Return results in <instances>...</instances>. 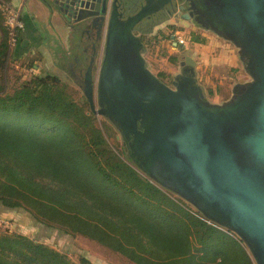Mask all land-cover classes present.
I'll return each instance as SVG.
<instances>
[{
    "label": "water",
    "instance_id": "obj_1",
    "mask_svg": "<svg viewBox=\"0 0 264 264\" xmlns=\"http://www.w3.org/2000/svg\"><path fill=\"white\" fill-rule=\"evenodd\" d=\"M137 1L131 15L118 0L69 1L72 20H90L96 35L81 84L89 110L111 123L145 177L264 264V0ZM166 5L235 48L248 80L228 99L209 101L189 56L169 85L148 69L141 36L167 18L139 25Z\"/></svg>",
    "mask_w": 264,
    "mask_h": 264
},
{
    "label": "trees",
    "instance_id": "obj_2",
    "mask_svg": "<svg viewBox=\"0 0 264 264\" xmlns=\"http://www.w3.org/2000/svg\"><path fill=\"white\" fill-rule=\"evenodd\" d=\"M7 34L0 12V209L87 238L132 264H254L235 235L136 169L122 146L108 142L109 128L77 105L60 80L20 74L9 86ZM0 264L91 263L0 233Z\"/></svg>",
    "mask_w": 264,
    "mask_h": 264
},
{
    "label": "rangeland",
    "instance_id": "obj_3",
    "mask_svg": "<svg viewBox=\"0 0 264 264\" xmlns=\"http://www.w3.org/2000/svg\"><path fill=\"white\" fill-rule=\"evenodd\" d=\"M166 36H170V38ZM147 37L149 40L147 41L145 38L146 40L144 42V57H146L147 67L156 76L159 73H164L167 76L164 82L168 85L179 72V63L183 61L185 56L194 57L198 62L202 61L201 55L196 50L197 45L208 46V43L213 41L220 43L237 54L235 48L230 43L216 37L208 31L195 27L190 21L182 19L180 13L174 15L165 23L153 28ZM193 37L203 39L205 41L204 44L194 43L191 41ZM211 49L209 50L211 51ZM172 58H174L173 62L171 61ZM205 60L203 59V61ZM205 62L202 70H200L202 72V75L200 72V76L203 77L201 82L205 87L217 84L219 81H229L230 86L239 82V79L233 77L236 76V73L232 70L214 64L211 60L207 63ZM22 73L24 72L21 69L18 70L12 65H8L7 74L10 77L9 86L15 83L17 81L16 77L21 76L20 74ZM243 78L245 79L244 81L248 80L246 75ZM60 81L63 85H66V94L88 113L89 107L81 89L82 81L79 83L80 85L75 83L73 73L69 71L65 73V77ZM218 91L220 89L217 88ZM206 94L207 97L211 98L212 93ZM222 98V100H219L224 101L229 98V95ZM97 117L102 121L104 126L109 128L107 131L104 129L108 142L117 149L120 148L119 146H122V144L118 132L108 120L103 117ZM190 208L193 209L191 206ZM0 233H15L35 239L49 248L64 254L75 263H79V260L84 258L91 264H132L118 253L82 236L61 235L45 227H36L32 219L22 211H6L0 209Z\"/></svg>",
    "mask_w": 264,
    "mask_h": 264
},
{
    "label": "crops",
    "instance_id": "obj_4",
    "mask_svg": "<svg viewBox=\"0 0 264 264\" xmlns=\"http://www.w3.org/2000/svg\"><path fill=\"white\" fill-rule=\"evenodd\" d=\"M8 1L20 10L24 23V29L20 32L16 45L8 50V65L21 69L24 72L21 74L24 79L55 77L62 80L66 72H73L75 83L80 85V79L92 56L90 46L94 29L90 26V20L74 22L67 11L70 0ZM197 46L196 50L201 55L202 61L198 62L194 57L192 58L196 63V78L206 93H212L211 98L208 97L209 101L220 103L222 97L230 96L234 84L230 86L229 81H219L217 84L205 87L201 82L203 77L200 76L204 62L211 60L214 64L232 70L236 73L233 77L243 82L245 74L241 63L237 54L220 43L212 41L208 46ZM144 59L146 61V57ZM217 88L220 91L217 92Z\"/></svg>",
    "mask_w": 264,
    "mask_h": 264
},
{
    "label": "flooded vegetation",
    "instance_id": "obj_5",
    "mask_svg": "<svg viewBox=\"0 0 264 264\" xmlns=\"http://www.w3.org/2000/svg\"><path fill=\"white\" fill-rule=\"evenodd\" d=\"M138 1L137 0H118V4H120L121 7L124 8V14L126 15H131V14H134L135 10H136V3ZM171 12V15H169ZM178 13V9L177 7L173 8L172 10V7L170 5H166L164 7L163 10L159 11V12H156L154 14H151L149 17H147L144 21H142V23L139 25L143 30L144 29H148L149 28V25H151L152 23H158L160 22L162 19L161 18H167L165 19V21L163 22H160L157 26L165 23L166 21H168L171 17H173L174 15H177ZM182 14V13H181ZM157 26H154L153 28L157 27ZM150 34V33H149ZM145 35H148V34H145ZM143 36V35H142ZM91 46H90V49H91V52H92V56L94 54V51H93V43H96V35H95V31H93L92 35H91ZM73 73V72H72ZM78 73V71H77ZM74 74V73H73ZM80 74V72H79ZM81 80V79H80ZM82 81V80H81Z\"/></svg>",
    "mask_w": 264,
    "mask_h": 264
},
{
    "label": "built area",
    "instance_id": "obj_6",
    "mask_svg": "<svg viewBox=\"0 0 264 264\" xmlns=\"http://www.w3.org/2000/svg\"><path fill=\"white\" fill-rule=\"evenodd\" d=\"M0 12L3 19V25L8 33V46L9 48H12L18 41L19 33L24 29L20 10L10 2H1Z\"/></svg>",
    "mask_w": 264,
    "mask_h": 264
}]
</instances>
